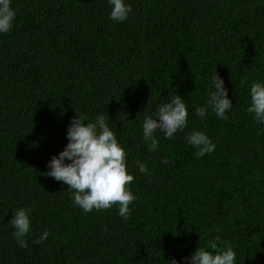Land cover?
<instances>
[{
  "label": "trees",
  "instance_id": "1",
  "mask_svg": "<svg viewBox=\"0 0 264 264\" xmlns=\"http://www.w3.org/2000/svg\"><path fill=\"white\" fill-rule=\"evenodd\" d=\"M127 2L121 23L107 0H12L14 27L0 34V264H167L217 235L236 264H264V125L247 111L251 83L264 80V0ZM215 72L233 104L226 120L194 114ZM175 94L188 125L172 139L157 131L150 151L144 117ZM80 113L104 114L125 147L136 196L127 220L118 204L84 212L46 175ZM193 130L212 153L195 155ZM25 206L22 248L10 219Z\"/></svg>",
  "mask_w": 264,
  "mask_h": 264
},
{
  "label": "clouds",
  "instance_id": "2",
  "mask_svg": "<svg viewBox=\"0 0 264 264\" xmlns=\"http://www.w3.org/2000/svg\"><path fill=\"white\" fill-rule=\"evenodd\" d=\"M110 7L109 18L115 22H125L132 12L127 0H107ZM17 10L12 7V0H0V34L9 33L14 27ZM207 104L196 107L194 114L204 118L209 108L217 118L228 119L227 113L233 104L225 87V82L218 73H214L207 84ZM250 104L247 108L258 124L264 125V80H255L250 86ZM187 104L180 95L171 96L167 102L160 103L155 111L145 115L142 124V138L149 143V150L156 151L159 141L157 131L164 138L172 139L174 135L188 125ZM67 144L48 162L47 176L63 182L72 189L74 205L84 212L93 209H109L119 205L118 214L125 220L131 216L129 205L136 200L131 189L133 175L127 169V153L118 141L117 134L109 126L104 114H97L94 120L86 113H80L70 119L66 129ZM188 144L198 149L195 155L204 157L214 151L216 145L203 131L193 130L187 134ZM161 164H167L168 158L162 157ZM141 173H148L147 164L137 161ZM31 207H20L12 215L10 223L14 228L13 236L18 245L27 247L25 237L32 231ZM49 231L45 229L34 243L46 240ZM183 264H236V252L231 244H227L217 235L207 247H197L190 257L181 258ZM175 257L167 260V264H181Z\"/></svg>",
  "mask_w": 264,
  "mask_h": 264
}]
</instances>
